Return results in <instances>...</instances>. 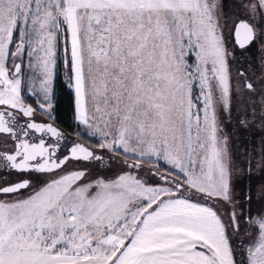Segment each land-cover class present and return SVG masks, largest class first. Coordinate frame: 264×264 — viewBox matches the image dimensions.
<instances>
[{
  "label": "snow or ice",
  "instance_id": "1",
  "mask_svg": "<svg viewBox=\"0 0 264 264\" xmlns=\"http://www.w3.org/2000/svg\"><path fill=\"white\" fill-rule=\"evenodd\" d=\"M0 264H264V0H0Z\"/></svg>",
  "mask_w": 264,
  "mask_h": 264
},
{
  "label": "trees",
  "instance_id": "2",
  "mask_svg": "<svg viewBox=\"0 0 264 264\" xmlns=\"http://www.w3.org/2000/svg\"><path fill=\"white\" fill-rule=\"evenodd\" d=\"M57 96H58V108L61 116L64 117V122L70 123V102L72 97V92L64 86L62 79L58 78L57 81ZM73 131L71 128H69Z\"/></svg>",
  "mask_w": 264,
  "mask_h": 264
},
{
  "label": "flooded vegetation",
  "instance_id": "3",
  "mask_svg": "<svg viewBox=\"0 0 264 264\" xmlns=\"http://www.w3.org/2000/svg\"><path fill=\"white\" fill-rule=\"evenodd\" d=\"M62 127H64V129H65L66 131H68V132H72V131L69 129L68 124L65 123V122L62 123Z\"/></svg>",
  "mask_w": 264,
  "mask_h": 264
}]
</instances>
